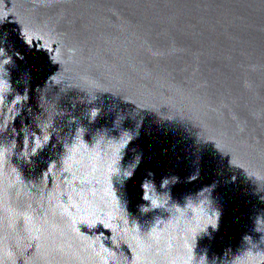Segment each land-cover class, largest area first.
Wrapping results in <instances>:
<instances>
[{
    "label": "water",
    "instance_id": "water-1",
    "mask_svg": "<svg viewBox=\"0 0 264 264\" xmlns=\"http://www.w3.org/2000/svg\"><path fill=\"white\" fill-rule=\"evenodd\" d=\"M30 41L0 73V264H264V0H69ZM187 204L220 213L194 248Z\"/></svg>",
    "mask_w": 264,
    "mask_h": 264
},
{
    "label": "clouds",
    "instance_id": "clouds-1",
    "mask_svg": "<svg viewBox=\"0 0 264 264\" xmlns=\"http://www.w3.org/2000/svg\"><path fill=\"white\" fill-rule=\"evenodd\" d=\"M3 50V49H0ZM10 61L9 59H4L2 62H0V70L3 69V65L4 64H8ZM49 138L47 136L44 137V140L47 141ZM132 137L128 136L124 139L121 140V142L119 144H117L114 147V152H113V157L111 159V163L108 164L107 169H106V174H107V178L111 179L112 176L114 175H119L120 173V169L116 167L117 161L119 159H121V151L122 149H124L125 147H127V145L129 144V142L131 141ZM42 145L39 141V139H37L35 141V147L33 148V153H35L36 149L40 148ZM98 148V145L96 146ZM79 148L84 149L85 151H87V145L84 143H80L79 144ZM139 164V162L136 163L135 167L132 168L131 171H124V179L130 178L133 175V171L135 170L136 166ZM149 175L151 176L152 174L149 173ZM169 183V179H164L162 181L161 187H166ZM142 188H143V197L142 199L144 201H147L148 204L147 206H141V211H148L149 209H158V208H162L164 206V202H161L158 200L157 196H156V192H155V186L154 183L151 180L146 179L143 183H142ZM206 189H203L201 192H203ZM108 192L112 198L113 201H116V194L115 192L111 191V183L109 182V186H108ZM187 208L193 213V219L195 221V228L192 229V238H191V243H192V247L194 248L196 245V241H197V237L200 234H207V229L209 227H211L213 230L217 229L218 226V221H219V217H220V213L219 211H213L210 215L205 211L203 205L200 206H196L194 207L192 204H187ZM177 211L179 212L180 209L177 208ZM201 217H206V220L203 224H201L200 220ZM109 219H114V217H109ZM97 222H99L104 228L106 229H111L112 231H116V225L109 223L108 221L104 220V219H100L99 217H97L96 220L91 221L88 224V227H95ZM153 231H155V229H153ZM245 240L248 239V237H244ZM192 249H190L189 251L191 252ZM193 257L191 255H189L187 257V261L186 264H191ZM208 258L205 255H203L197 262V264H207Z\"/></svg>",
    "mask_w": 264,
    "mask_h": 264
},
{
    "label": "snow or ice",
    "instance_id": "snow-or-ice-1",
    "mask_svg": "<svg viewBox=\"0 0 264 264\" xmlns=\"http://www.w3.org/2000/svg\"><path fill=\"white\" fill-rule=\"evenodd\" d=\"M24 42H25L26 44L31 43L32 46H35V45H36V42H35V41H30V40L27 38V36L25 37ZM4 55H5L4 51H3V50H0V57H3ZM91 115H92V117H94V118L97 117V113H95V112L91 113ZM126 137H127V135H126ZM70 158H71V157H69V159H70ZM121 175L124 176L123 173H122Z\"/></svg>",
    "mask_w": 264,
    "mask_h": 264
}]
</instances>
